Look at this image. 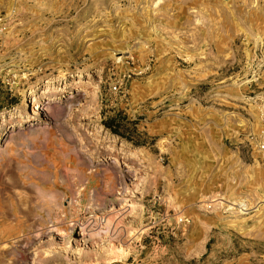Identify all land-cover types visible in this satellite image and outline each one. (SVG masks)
Segmentation results:
<instances>
[{"label": "rangeland", "instance_id": "374dc122", "mask_svg": "<svg viewBox=\"0 0 264 264\" xmlns=\"http://www.w3.org/2000/svg\"><path fill=\"white\" fill-rule=\"evenodd\" d=\"M263 101L264 0H0V264H264Z\"/></svg>", "mask_w": 264, "mask_h": 264}, {"label": "bare ground", "instance_id": "6f19581e", "mask_svg": "<svg viewBox=\"0 0 264 264\" xmlns=\"http://www.w3.org/2000/svg\"><path fill=\"white\" fill-rule=\"evenodd\" d=\"M120 60H122V57L120 58ZM35 88L32 86V90H34ZM24 102V99H23V101H21V103H23ZM48 109H50V112H51V114L55 111V107H50V108H48ZM38 111H39V107H38V105H37V102L36 103H33L32 105H31V108H30V112H29V116L31 117V116H37L38 115ZM58 112V111H57ZM53 115V114H52ZM113 161H118V160H110V162H113ZM111 170V171H113L114 170V168H108V167H105L104 168V170L105 171H107V170ZM114 173H115V171H113ZM70 187V186H69ZM69 192L73 195L74 193H75V191L74 190H72V189H70L69 190ZM100 196V195H99ZM36 197H38V200H39V202H40V204H39V206L41 205V206H43V207H46L48 210H53L54 209V207H58V209H61V205L57 202V200L54 198V195H52V194H47V193H40V192H38L37 193V196ZM71 199V198H70ZM100 199V198H99ZM73 202V201H72ZM15 203V202H14ZM14 209H16L17 211H20L21 212V210H20V208H19V206L17 205V204H15V208ZM23 221V220H22ZM31 222V221H30ZM22 225H25V222L24 223H22ZM35 225V224H34ZM29 226V225H28ZM18 227V226H17ZM20 227V226H19ZM31 227V226H30ZM29 228V227H28ZM21 229V228H20ZM27 229V228H26ZM22 230H24V229H22ZM26 231V230H25ZM20 258L22 259V258H24V255H21L20 254ZM2 264H8V263H6V261L5 262H3Z\"/></svg>", "mask_w": 264, "mask_h": 264}, {"label": "built area", "instance_id": "2783aa9c", "mask_svg": "<svg viewBox=\"0 0 264 264\" xmlns=\"http://www.w3.org/2000/svg\"><path fill=\"white\" fill-rule=\"evenodd\" d=\"M258 121L261 128L259 133L254 136L253 140L257 151L264 155V101L258 108Z\"/></svg>", "mask_w": 264, "mask_h": 264}]
</instances>
